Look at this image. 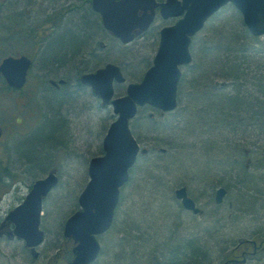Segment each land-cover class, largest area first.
<instances>
[{
	"label": "rangeland",
	"instance_id": "rangeland-1",
	"mask_svg": "<svg viewBox=\"0 0 264 264\" xmlns=\"http://www.w3.org/2000/svg\"><path fill=\"white\" fill-rule=\"evenodd\" d=\"M71 1L7 0L0 5V60L21 53L39 58L42 52L35 53L29 33L17 28H40L48 13L55 11L58 20L59 5ZM226 21L234 28H245L240 14L228 4L193 37V60L182 67L178 107L162 113L143 106L131 120L135 137L149 152L140 155L131 168L113 224L98 236L101 250L91 264H222L239 241L264 235V128L243 133L219 127L223 124L209 119L214 112L208 103L197 99L203 92L196 87L201 78L197 68L211 62L207 54L217 39L213 27ZM173 22L156 17L151 28ZM59 23L57 28H62ZM150 32L129 44L105 32H93L84 67L93 70L106 62L119 65L127 81L115 84V92L124 94L127 83L139 82L152 64L157 40L154 29ZM210 79L219 83L221 77L210 75ZM2 88L0 84V124L9 128L7 143L0 142V224L23 201L32 183L54 170L58 182L42 200L40 227L45 239L37 248L41 254L55 255L68 247L63 223L78 209L77 198L89 179V159L103 153V137L116 116L89 87H82L61 105L43 102L39 113L31 97H25L22 106L21 93L1 92ZM181 186L201 213L181 206L174 194ZM220 186L226 194L218 204L214 196ZM170 248L177 249V261H170L171 253L166 252ZM22 249L21 242L0 236V264H24ZM60 255L53 257L61 259ZM245 264H264V253L248 258Z\"/></svg>",
	"mask_w": 264,
	"mask_h": 264
},
{
	"label": "water",
	"instance_id": "water-1",
	"mask_svg": "<svg viewBox=\"0 0 264 264\" xmlns=\"http://www.w3.org/2000/svg\"><path fill=\"white\" fill-rule=\"evenodd\" d=\"M228 2L240 11L252 35L264 34V0H167L160 3L162 16H182L173 25L162 28L153 64L140 82L128 83L126 94L113 97L114 82L125 81L118 65L109 62L81 76V82L89 85L92 92L101 97L103 105L112 104L116 119L104 136L103 154L89 160V180L78 196L80 209L64 223V236L75 242L74 258L67 264H85L95 259L100 248L96 235L111 226L120 187L128 180L129 169L139 150L142 153L147 151L146 148L140 149L129 127V120L145 104L163 111H171L177 106V88L181 78L179 65L191 61V36ZM157 5L155 0H92V7L100 13L104 27L123 43L134 38V29L143 31L150 26ZM139 10L143 11L142 14H138ZM30 63L31 60L25 55L8 56L0 62V73L9 85L19 88L25 82ZM57 181L54 173L36 180L24 201L9 211L6 217V220L14 222L17 236L24 238L29 246L34 247L43 240V231L39 228L42 197ZM175 193L182 199L185 208L195 212L199 210L187 196L184 187L176 189ZM224 194L225 189L218 188L216 201L221 202Z\"/></svg>",
	"mask_w": 264,
	"mask_h": 264
},
{
	"label": "flooded vegetation",
	"instance_id": "flooded-vegetation-1",
	"mask_svg": "<svg viewBox=\"0 0 264 264\" xmlns=\"http://www.w3.org/2000/svg\"><path fill=\"white\" fill-rule=\"evenodd\" d=\"M73 1V2H72ZM72 4L65 5L61 3L62 15L56 20V11L48 13L47 17L43 20V24H40V28H17L20 32L29 33L32 38V42L35 44V53H41L39 58H35L33 55H28L32 59V63L29 66L27 78L24 85L21 88L10 87L4 78H2L3 89L5 92H16L21 93L22 101L24 106L26 104L25 97H31L32 101H35L34 110L35 112H41L44 105L43 102L47 101L49 104L55 102L57 105L64 104L67 99L72 97L75 93L79 92L82 87H87L81 84L80 77L83 73L95 71L87 70L84 67L87 58L86 46L90 40V36L86 33L88 30L95 32L96 35L101 32L107 33L115 41L119 39L113 36L108 30H106L101 21V15L99 12L95 11L92 7V0H72ZM157 2H162L164 0H156ZM56 7V6H55ZM43 10H40L42 12ZM156 16L160 15V7L158 6L155 10ZM74 13L77 18L73 15ZM139 14L142 13L141 10L138 11ZM59 23L57 28V23ZM88 22L96 25V28H84V26H90ZM86 24V25H85ZM84 29H87L85 32ZM154 29L152 33L156 35L157 43L160 37L161 28H147L145 31L140 32L135 30V39L137 37H143L147 33ZM99 30V31H96ZM92 34V33H90ZM63 36L64 41V51H60L57 44ZM103 45L100 42V46ZM24 54V53H21ZM93 56L98 55L92 53ZM74 66V69L71 67ZM58 66V70H57ZM34 74L31 75L33 69ZM34 97V98H33ZM40 97V98H39ZM57 98V100H55ZM51 100V101H50ZM50 108L48 105H46ZM53 108V107H52ZM61 106H58L60 110ZM74 109H69V113L73 114ZM2 136L1 141H4L6 131L9 128L7 125L2 124ZM12 131V130H11ZM16 133L15 131H12ZM12 133V134H13ZM0 236H4L8 240H17L16 236L11 232L13 225L12 223H6L0 226ZM16 237V238H15ZM252 240L254 242H252ZM18 241V240H17ZM21 244L23 246V252L25 258L24 264H66L73 258L71 241L69 247L62 250L56 249V254H61V259L55 260V255L41 254L37 249H31L26 246V243L22 240ZM228 255V257L223 261L222 264H245L248 258L257 256L259 253H264V235H257L252 239H245L239 241L238 244L233 247ZM91 264V263H89Z\"/></svg>",
	"mask_w": 264,
	"mask_h": 264
},
{
	"label": "trees",
	"instance_id": "trees-1",
	"mask_svg": "<svg viewBox=\"0 0 264 264\" xmlns=\"http://www.w3.org/2000/svg\"><path fill=\"white\" fill-rule=\"evenodd\" d=\"M88 24L90 26L84 28H96L95 24ZM213 28L217 39L207 54L211 55V62L200 63L197 68L201 78L196 87L203 91L197 99L208 103L206 106L214 112L209 119L223 124L219 127L243 133L254 130L257 133L264 128V39L254 38L245 28H234L227 21ZM84 30L87 32V29ZM91 31L86 34L90 36ZM63 41L61 36L57 44L60 51H64ZM210 75L221 77L220 82L210 79ZM170 249L166 250L171 253L170 261H177V249Z\"/></svg>",
	"mask_w": 264,
	"mask_h": 264
}]
</instances>
